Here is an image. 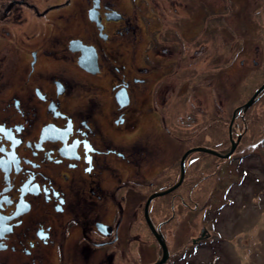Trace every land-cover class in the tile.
I'll return each instance as SVG.
<instances>
[{"label": "flooded vegetation", "instance_id": "1", "mask_svg": "<svg viewBox=\"0 0 264 264\" xmlns=\"http://www.w3.org/2000/svg\"><path fill=\"white\" fill-rule=\"evenodd\" d=\"M121 1L0 0V264H149L163 243L167 263L185 219L187 246L211 239L181 219L184 163L174 186L180 135L199 138L171 109L195 94L196 56L148 42Z\"/></svg>", "mask_w": 264, "mask_h": 264}, {"label": "rangeland", "instance_id": "2", "mask_svg": "<svg viewBox=\"0 0 264 264\" xmlns=\"http://www.w3.org/2000/svg\"><path fill=\"white\" fill-rule=\"evenodd\" d=\"M131 8L145 15L141 25L148 42L163 33L165 45L178 39L182 51L188 50L187 57L196 56L188 61L191 70L187 68L195 73V94L180 91L179 103L171 109L194 113L193 119L181 118L188 114L182 113L177 124L194 128L199 137L189 140L180 135L185 140L178 151L187 154L186 178L179 191L185 195L193 188V199L180 198V216L193 214L195 234L207 226L211 239L187 246V234L182 233L191 220H181V241L162 264H264V88L247 109L238 108L264 83V0H133L125 7ZM182 101L190 103L189 108ZM230 126L233 136L238 133L240 138L232 139ZM232 140L237 143L227 158L186 149L199 142L225 153ZM194 156L198 159L190 164ZM194 202V212H188ZM157 255L149 245L142 263L158 259Z\"/></svg>", "mask_w": 264, "mask_h": 264}, {"label": "water", "instance_id": "3", "mask_svg": "<svg viewBox=\"0 0 264 264\" xmlns=\"http://www.w3.org/2000/svg\"><path fill=\"white\" fill-rule=\"evenodd\" d=\"M264 88V83L262 85H260L255 91L254 93L252 94V96L247 100L245 101L242 105H240L238 108L241 109V110H245L247 109L256 99V96L257 94ZM238 140V138H237ZM236 140V141H237ZM236 143L237 142H234L232 140V143H231V147L230 149L225 152V153H220L214 149H211V148H207V147H195V148H192V150H200V151H205V152H208V153H211V154H214V155H217L219 157H222V158H227L229 157V155L233 152L235 146H236ZM190 150V149H189ZM187 153H184V155L181 157V161H180V176H179V179L178 181L174 184V186H177L181 179H182V176H183V159H184V156L186 155ZM172 188V187H171ZM170 189V188H169ZM169 189H166L164 191H162L161 193L163 192H166L168 191ZM159 194V193H158ZM163 242V241H162ZM161 248H162V253L160 255V257L158 259H156L154 262L150 263V264H162L165 262V260L167 259L168 257V252H167V248L166 246L164 245V243L161 245Z\"/></svg>", "mask_w": 264, "mask_h": 264}]
</instances>
